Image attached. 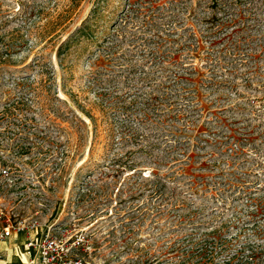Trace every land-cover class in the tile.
Returning <instances> with one entry per match:
<instances>
[{
	"label": "rangeland",
	"instance_id": "1",
	"mask_svg": "<svg viewBox=\"0 0 264 264\" xmlns=\"http://www.w3.org/2000/svg\"><path fill=\"white\" fill-rule=\"evenodd\" d=\"M13 163L54 205L70 187L99 247L264 264V0H0Z\"/></svg>",
	"mask_w": 264,
	"mask_h": 264
},
{
	"label": "built area",
	"instance_id": "2",
	"mask_svg": "<svg viewBox=\"0 0 264 264\" xmlns=\"http://www.w3.org/2000/svg\"><path fill=\"white\" fill-rule=\"evenodd\" d=\"M12 165L0 167V243L21 236L19 264L147 263L144 256L150 257L148 248L155 241L144 243V236L138 235L120 252L99 247L101 242L91 233L93 226L78 224L73 210L76 200L68 196L70 187L54 205L42 188L36 190L33 178L23 177L19 166ZM116 227L123 235L131 226Z\"/></svg>",
	"mask_w": 264,
	"mask_h": 264
},
{
	"label": "crops",
	"instance_id": "3",
	"mask_svg": "<svg viewBox=\"0 0 264 264\" xmlns=\"http://www.w3.org/2000/svg\"><path fill=\"white\" fill-rule=\"evenodd\" d=\"M21 236H13L0 243V254L3 256L0 264H19L18 255L21 252Z\"/></svg>",
	"mask_w": 264,
	"mask_h": 264
},
{
	"label": "trees",
	"instance_id": "4",
	"mask_svg": "<svg viewBox=\"0 0 264 264\" xmlns=\"http://www.w3.org/2000/svg\"><path fill=\"white\" fill-rule=\"evenodd\" d=\"M88 18H84L81 22L80 25L75 28L58 46L57 50V55H59V52L66 47H69L70 44L72 43L73 39L80 40V39H85V33L88 29ZM86 25V26H85ZM250 256L249 258H251ZM252 259H250L251 261ZM235 264H251L249 261H241V260H235Z\"/></svg>",
	"mask_w": 264,
	"mask_h": 264
}]
</instances>
